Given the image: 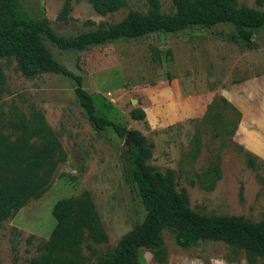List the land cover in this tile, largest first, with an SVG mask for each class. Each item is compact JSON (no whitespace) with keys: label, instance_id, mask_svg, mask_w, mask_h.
<instances>
[{"label":"rangeland","instance_id":"1","mask_svg":"<svg viewBox=\"0 0 264 264\" xmlns=\"http://www.w3.org/2000/svg\"><path fill=\"white\" fill-rule=\"evenodd\" d=\"M19 2L28 16L45 21L65 37L118 24L130 12H148L147 0H126L124 7L106 15L97 13L87 0H72L67 12L66 0ZM239 3L264 9L256 0ZM160 4L164 13L175 11L172 0H160ZM253 39L257 47L247 48L232 25L218 24L122 38L84 50H61L47 40L45 43L68 71L83 77L100 116L127 131L139 130L154 144L149 164L161 171H176L177 189L187 191L192 210L262 223L264 159L257 153L264 152V28ZM0 68L5 74V89L0 93L3 132L12 131L9 124L18 116L41 115L66 154L48 190L2 222L1 264H29L39 255L40 242L55 227L54 204L84 194L92 198L108 235L107 243L94 247L102 255L114 253L120 239L145 216L138 188L126 180L128 136L120 138L112 129L98 130L92 125L71 77L54 73L26 77L15 58L1 59ZM220 96L240 114L233 135L216 136L214 120L198 125ZM136 107L145 110L144 120L131 117ZM197 132L201 146L194 157ZM236 145L259 159L257 169L247 165ZM217 158L221 177L213 189H206L199 175ZM163 237L166 261L160 263L153 253L140 249L142 264H264V257L223 242L208 240L182 248L169 228L163 230Z\"/></svg>","mask_w":264,"mask_h":264},{"label":"trees","instance_id":"2","mask_svg":"<svg viewBox=\"0 0 264 264\" xmlns=\"http://www.w3.org/2000/svg\"><path fill=\"white\" fill-rule=\"evenodd\" d=\"M87 1L101 15L116 12L126 5V0ZM71 2L66 0L65 12L72 9ZM172 2L175 6L172 13L162 12L160 0H147L146 14L130 12L118 24L65 37L47 26L45 21L28 16L19 0H0V60L15 58L18 70L26 77L44 73L71 77L76 83L75 94L92 125L98 130L112 129L118 137L126 138L125 127L97 113L93 97L84 88L83 77L68 71L54 57L45 40L61 50H84L122 38L176 33L192 26L211 28L230 24L245 47H257L253 37L264 28V9L240 4L239 0ZM256 3L259 7L264 6V0H256ZM4 89L5 74L0 68V93ZM130 115L134 120H144L146 112L142 107H136ZM211 120L218 130L216 136L224 132L233 135L240 114L232 103L220 96L208 106L198 125ZM9 126L12 131L8 133L0 128V229L3 221L15 216L31 200L40 198L48 190L57 166L66 159L57 134L43 116L25 118L21 115ZM129 133L128 149L124 153L126 180L138 188L145 209L143 221L120 239L114 253L102 255L94 245L107 243L108 235L92 198L88 194L62 198L52 208L55 227L49 238L40 242L39 255L29 264H141L140 249L150 251L164 263L165 228L172 231L176 244L182 248L211 240L264 257V222L253 223L243 216L203 215L192 210L187 191L177 189L176 171H161L149 164L154 144L139 130L133 129ZM200 146L201 138L197 132L192 148L194 157ZM235 148L245 155L249 167L258 168L260 161L256 156L241 145ZM220 177L218 158L199 175L206 189H213Z\"/></svg>","mask_w":264,"mask_h":264},{"label":"crops","instance_id":"3","mask_svg":"<svg viewBox=\"0 0 264 264\" xmlns=\"http://www.w3.org/2000/svg\"><path fill=\"white\" fill-rule=\"evenodd\" d=\"M258 123H259V121H258ZM260 124V126H261V123H259ZM262 127V126H261ZM263 128V127H262ZM264 129V128H263ZM249 147V146H248ZM249 149H251L250 147H249ZM251 151H253V149H251ZM254 152H256L255 150H254ZM257 155L259 156V157H261L262 159H264V152H258L257 153ZM142 264V263H141Z\"/></svg>","mask_w":264,"mask_h":264},{"label":"water","instance_id":"4","mask_svg":"<svg viewBox=\"0 0 264 264\" xmlns=\"http://www.w3.org/2000/svg\"><path fill=\"white\" fill-rule=\"evenodd\" d=\"M129 135H130V133H129V131H127V136H128L127 142H128V140H129Z\"/></svg>","mask_w":264,"mask_h":264}]
</instances>
